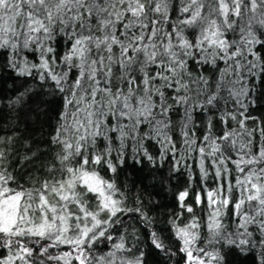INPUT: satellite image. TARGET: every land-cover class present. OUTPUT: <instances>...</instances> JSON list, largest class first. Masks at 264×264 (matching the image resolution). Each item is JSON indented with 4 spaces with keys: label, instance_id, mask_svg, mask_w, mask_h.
<instances>
[{
    "label": "snow or ice",
    "instance_id": "6c2138e0",
    "mask_svg": "<svg viewBox=\"0 0 264 264\" xmlns=\"http://www.w3.org/2000/svg\"><path fill=\"white\" fill-rule=\"evenodd\" d=\"M262 102L264 0H0V264H264Z\"/></svg>",
    "mask_w": 264,
    "mask_h": 264
},
{
    "label": "trees",
    "instance_id": "16d2710c",
    "mask_svg": "<svg viewBox=\"0 0 264 264\" xmlns=\"http://www.w3.org/2000/svg\"><path fill=\"white\" fill-rule=\"evenodd\" d=\"M262 103H264V102H262ZM21 132H23V126H21ZM189 163H191V161H189ZM125 176H127V180H125ZM132 179H133V177H132L131 173L125 172V175L119 177V182L128 184V182L131 181ZM186 179H187L186 176H182L180 174H177L176 177L173 178L172 184L178 185L179 187H183ZM210 183H211V181H210ZM128 186L130 187V184ZM135 195H136L135 191L131 192L130 201L134 200ZM161 203L167 204L168 207L167 208H160L158 211L153 212L152 215L157 221V224H156L157 228H167V224L161 223L160 221L164 220L169 215V213L175 208V204L172 200L171 192L167 189V186H166L165 192L161 194ZM129 206H131V203H129ZM135 226H136V222H135L134 218L129 216L126 219V225H125L127 232L130 234L132 229ZM119 231L124 232L125 228H119ZM164 234L167 235L168 233L165 232ZM105 251H106V249L101 247V249H100L101 254H103ZM247 264H254V260L252 257H250L248 259Z\"/></svg>",
    "mask_w": 264,
    "mask_h": 264
}]
</instances>
